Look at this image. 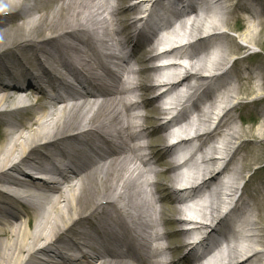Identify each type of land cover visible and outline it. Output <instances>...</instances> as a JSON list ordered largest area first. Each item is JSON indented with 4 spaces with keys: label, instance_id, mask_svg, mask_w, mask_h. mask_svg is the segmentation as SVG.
<instances>
[{
    "label": "bare ground",
    "instance_id": "1",
    "mask_svg": "<svg viewBox=\"0 0 264 264\" xmlns=\"http://www.w3.org/2000/svg\"><path fill=\"white\" fill-rule=\"evenodd\" d=\"M256 12L0 0V264H264Z\"/></svg>",
    "mask_w": 264,
    "mask_h": 264
},
{
    "label": "rangeland",
    "instance_id": "2",
    "mask_svg": "<svg viewBox=\"0 0 264 264\" xmlns=\"http://www.w3.org/2000/svg\"><path fill=\"white\" fill-rule=\"evenodd\" d=\"M249 2L253 3L255 10H257L256 14H258V18L264 19V0H249ZM243 18H240L239 20H235L233 15L232 19L230 20L231 23H235L236 28L228 29L229 36L234 38L235 42L237 44L242 43V38L239 37V34L245 31L247 24H248V18L250 14L247 12L240 13ZM251 23V22H250ZM257 31L259 32L254 45L250 46L249 48H242L238 53L234 54V56H245L244 59L240 63V67L242 69L251 68L257 71V67L263 65L264 66V25H256L255 26ZM190 48H187V51H189ZM127 51V50H126ZM164 60V59H163ZM158 61V60H157ZM160 61V60H159ZM145 65H148L146 63ZM263 76V77H262ZM260 76L258 79L255 80V84L260 85V89H256L257 91H251L246 94L242 95V102L247 103V108H243V113L249 118L248 122H243L242 127L247 128L248 126L255 129L256 127L259 128V131H262L264 129V103L258 102L259 98H262L264 100V73ZM151 82V81H146ZM182 87H180L181 89ZM149 97V95H147ZM166 99V98H165ZM163 102V101H161ZM189 105V103L187 104ZM238 115V113H236ZM166 114L162 115V117H165ZM159 119L156 122H159ZM240 124V122H238ZM264 137V135H263ZM264 143V138L262 139ZM256 167H260L259 170L255 172V176L253 179L254 185H257L260 182V180H264V157L261 160L260 163L257 165H253L251 170L253 168L256 169ZM165 174H163L164 177ZM254 193V191H253ZM192 202H188L187 204H191ZM259 206L264 208V204L262 201L259 202Z\"/></svg>",
    "mask_w": 264,
    "mask_h": 264
}]
</instances>
